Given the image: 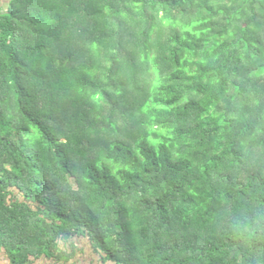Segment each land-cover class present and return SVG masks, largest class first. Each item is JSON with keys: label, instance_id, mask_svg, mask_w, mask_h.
I'll list each match as a JSON object with an SVG mask.
<instances>
[{"label": "trees", "instance_id": "16d2710c", "mask_svg": "<svg viewBox=\"0 0 264 264\" xmlns=\"http://www.w3.org/2000/svg\"><path fill=\"white\" fill-rule=\"evenodd\" d=\"M83 244L264 264V0H0V258Z\"/></svg>", "mask_w": 264, "mask_h": 264}, {"label": "rangeland", "instance_id": "374dc122", "mask_svg": "<svg viewBox=\"0 0 264 264\" xmlns=\"http://www.w3.org/2000/svg\"><path fill=\"white\" fill-rule=\"evenodd\" d=\"M84 243H88V242H84ZM85 245H86V254L80 255L81 261L79 262V264H94V257L92 255L93 254L92 249L90 248L88 244H83V246ZM0 264H5V261L2 259V257L0 258ZM40 264H53V263L52 262L47 263V262L41 261Z\"/></svg>", "mask_w": 264, "mask_h": 264}]
</instances>
